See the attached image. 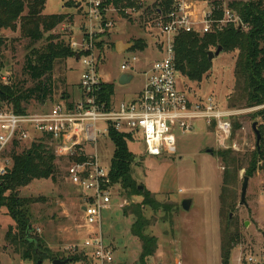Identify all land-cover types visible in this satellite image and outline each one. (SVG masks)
<instances>
[{"label": "rangeland", "instance_id": "1", "mask_svg": "<svg viewBox=\"0 0 264 264\" xmlns=\"http://www.w3.org/2000/svg\"><path fill=\"white\" fill-rule=\"evenodd\" d=\"M69 1H72L70 7L74 9V15H68L52 33L69 43L80 42L85 33L82 27L86 24L84 8L87 9L88 0H47L43 13L64 14L68 11L64 3ZM144 1L146 3L143 7L151 8L154 3V0ZM230 1L232 0L226 2ZM79 3H82V7L77 6ZM106 15L107 19L114 23L112 29L103 33L94 29L92 32V42L96 48L93 53L101 59L98 71L103 79L114 85V101H130L142 89V71L161 58L156 49L157 17L141 10L127 18L121 16V20H117L116 12L108 10ZM0 37L5 39L4 47L0 50L1 83L8 85L15 81L23 88L31 87L32 83L22 73L29 42L20 38L18 32L9 30H0ZM137 40L144 42L146 47L144 51L130 50L122 54L114 51L117 42L126 44ZM41 44L43 42L36 44L35 47ZM211 51L215 52V49ZM72 52L76 57L74 51ZM83 54L87 55L89 52ZM133 55L138 59L135 64L137 72L129 73L133 76L129 84L119 85L118 79L123 75L120 65ZM236 57L237 52H221L213 58L212 69L200 83H192L181 75L180 85L189 96H212L224 107L232 104L234 109H250L238 117L235 123L237 129L233 131L230 140V143L236 146V150H231L232 154L243 158L255 151L256 136L252 124L256 123L259 130V126L264 124V119L260 116L253 118V114L264 109H253L255 107H247L244 101L231 99L234 95ZM82 69L81 62L75 58L57 63L52 73L54 81L52 100L44 104L31 101L26 105V111L38 113L48 110L70 93L76 98L79 95L76 85ZM97 128L103 130L104 126L98 123ZM177 137L178 152L171 157H149L144 154L140 141L128 144L129 151L136 158L135 165L131 167L135 184L152 193L161 206H166L158 208L156 212L147 207L142 210L143 216L150 222L145 234L154 236L159 241L160 252L155 253L152 259L156 261L160 255H165L167 259L170 256L174 260L181 259L185 264H220L221 238L229 228L230 232H237L239 238L231 251L229 264H237L238 258L242 260L246 256L264 261L263 163H259L260 170H256L249 178L245 198L247 206H239L242 179L246 176L247 168V164H244L234 184V207L232 210L223 209L220 195L224 164L217 157V153L222 150L216 146L215 132L207 131L201 126L191 134L177 133ZM29 146L30 142L22 144L18 152ZM98 149L100 159L108 166L114 150L112 143L108 139H102L98 142ZM209 149L212 150V155L207 152ZM55 164L57 166L55 181L34 180L18 190L20 197L38 199L30 207L33 229L43 240L50 254L60 253L65 246L82 238L81 218L77 207L78 194L66 177L65 162L56 160ZM118 190L116 188V194ZM116 194L111 209L103 213L102 229L106 242L111 243L118 264H140V242L130 234V227L135 219L132 215L125 217L122 211L124 208L138 206L142 202V197L136 195L128 197L121 192ZM185 199L192 201L189 211L182 209L181 203ZM0 214L2 215L0 264H35L33 261L21 260L6 243L4 236L7 227L12 223L5 215V209H0ZM42 264L50 262L45 260Z\"/></svg>", "mask_w": 264, "mask_h": 264}, {"label": "built area", "instance_id": "2", "mask_svg": "<svg viewBox=\"0 0 264 264\" xmlns=\"http://www.w3.org/2000/svg\"><path fill=\"white\" fill-rule=\"evenodd\" d=\"M135 1L142 7L146 3ZM226 1L173 0L167 13L157 15L156 49L161 58L142 71L141 91L130 101L117 102L112 96L106 102L100 99L102 87L107 82L98 71L101 59L93 53L96 48L92 32L94 29L99 33L108 32L114 23L107 19L108 10H102L105 0H88L85 33L80 42L69 43L83 66L78 84L79 98L65 100L62 97L51 108L38 113L15 114L0 110V177L12 165L9 153L14 144L21 146L42 138L47 140L56 160L66 164V177L78 194L82 230V238L60 252L66 258H79L76 261L68 259L67 264H118L102 229L103 213L111 209L118 189L109 176L110 163L105 166L99 157L98 142L102 139L110 141L109 129L129 136L132 143L140 141L144 154L153 158L176 155L177 133L191 134L201 126L215 132L218 149L236 150L235 144L230 143L232 122L250 109L224 107L212 96H189L180 85L181 74L174 56L175 37L180 33L201 36L238 26V16L228 8ZM209 2L217 5L211 6ZM109 10L117 13L116 18L121 16L116 9ZM122 11L127 16L138 14L135 8ZM216 12L221 15L216 16ZM87 52L89 54H83ZM137 62L135 55L123 61L120 65L122 74L137 72ZM253 109H264V104ZM98 123L103 124V130L97 128ZM171 264H182V261L176 259ZM237 264H264V261L246 256L242 260L238 258Z\"/></svg>", "mask_w": 264, "mask_h": 264}, {"label": "trees", "instance_id": "3", "mask_svg": "<svg viewBox=\"0 0 264 264\" xmlns=\"http://www.w3.org/2000/svg\"><path fill=\"white\" fill-rule=\"evenodd\" d=\"M47 0H0V30L18 32L20 38L29 43L26 47V56L22 73L32 83L31 87L23 88L18 82L4 84L0 81V110L12 111L15 114H25L26 105L31 101L44 104L51 101L54 94L53 70L57 63L75 58L66 42L53 30L61 25L68 14L44 15V6ZM135 0H105L102 10L116 9L124 18L122 9L135 8L138 11L157 15L167 13L173 0H155L151 8L137 6ZM72 1L64 3L70 8ZM216 6V2H209ZM228 8L233 10L241 23L238 26H229L218 33L198 35L195 33H180L175 37L174 56L178 72L192 83H200L212 69V62L208 60L211 49L221 48L222 53L237 52L234 67V95L233 101H244L247 107H257L264 104V0H232ZM220 16V12L215 13ZM86 18V15H85ZM86 21V20H85ZM83 30V27H82ZM43 42L41 46L36 44ZM131 51H144V42L133 41ZM5 39L0 37V50L4 47ZM114 95V85L106 83L102 87L101 100L109 102ZM68 95L63 96L67 100ZM228 108H234L231 104ZM263 117L264 110L253 114ZM238 117L232 122V133L237 129L235 124ZM258 130V129H257ZM261 139L255 151L250 155L238 158L231 150L219 151L217 157L224 164L222 174V192L220 195L223 209L232 210L234 207V184L239 170L247 164L246 177H252L262 162L264 171V124L258 130ZM108 138L113 145V154L110 160L109 176L113 185L118 186V194L142 197L138 206L123 209L125 217L132 215L135 219L130 227V234L140 242V264H150L149 260L157 250V239L145 234L150 222L143 214L144 207L156 212L160 205L153 194L146 189L138 190L132 177L131 167L135 165V155L128 149L130 137L109 129ZM14 144L9 157L12 165L6 174L0 177V209H5V215L11 220L4 236L6 243L23 261L54 260L76 261L77 256L66 258L62 253L50 254L45 248L43 240L34 233L31 205L38 199L20 197L18 190L28 186L34 180L55 181L57 166L52 148L45 138L30 143L23 148ZM30 228V229H29ZM237 232L225 230L221 238V264H229L231 251L238 240ZM148 259V260H147Z\"/></svg>", "mask_w": 264, "mask_h": 264}, {"label": "water", "instance_id": "4", "mask_svg": "<svg viewBox=\"0 0 264 264\" xmlns=\"http://www.w3.org/2000/svg\"><path fill=\"white\" fill-rule=\"evenodd\" d=\"M241 27V23L238 22V30L240 29ZM134 47V43L130 42V43H126V44H123L122 42H117L114 46V51L117 53V54H122L124 52H127V51H130L132 48ZM222 52V49L219 47L215 50V52H209L208 53V60L209 61H212L214 57L218 56L220 53ZM76 59L78 60V56H76ZM132 75H129V74H123L119 77L118 79V84L119 85H127L131 82L132 80ZM252 130L256 136V145L258 146L259 145V142H260V139H261V136L257 130V124L256 123H253L252 124ZM207 152L209 154H213L212 150L209 149L207 150ZM260 170V168L258 169ZM248 181H249V178L248 177H243L242 179V184H241V189H240V196H239V206H244L246 207L247 204H246V192H247V187H248ZM142 187L141 186H138V190H141ZM191 204H192V201L189 200V199H185L182 201L181 203V206H182V209L184 211H189L190 208H191ZM231 217V215L229 216ZM30 229V228H29ZM68 263V260H54L52 261L51 264H67ZM36 264H41L40 261H37Z\"/></svg>", "mask_w": 264, "mask_h": 264}, {"label": "crops", "instance_id": "5", "mask_svg": "<svg viewBox=\"0 0 264 264\" xmlns=\"http://www.w3.org/2000/svg\"><path fill=\"white\" fill-rule=\"evenodd\" d=\"M74 1H76V0H74ZM77 6H81L82 7V3H79V4H77ZM84 8V7H83ZM85 8H84V14H85ZM44 14V13H43ZM64 14H68V15H74V9H72L71 7L70 8H68V11L67 12H65ZM45 15V14H44ZM122 19V17L121 16H119V18H117V20H121ZM104 81L105 82H107L108 83V81H106L105 79H104ZM78 84H79V81H78V83H77V85H76V89H77V91H78V96L76 97V98H74V96H72V93H70L69 95H68V97L69 98H71V99H73V100H76V99H78L79 98V96H80V92H79V89H78ZM115 201V200H114ZM1 218H2V215L0 214V221H1ZM8 225V224H7ZM1 222H0V229H1ZM157 239V238H156ZM157 252H160V248H159V241L157 240V250H156V253ZM173 258H171V256H170V258L169 259H167L166 257H165V255H160L159 256V258H158V260H156V261H161V262H164V263H166V264H171L172 262H173ZM181 260V259H180ZM156 261H154V259H152L151 260V263H154V262H156ZM182 261V260H181ZM182 263L183 264H185V262L184 261H182ZM220 264H221V259H220Z\"/></svg>", "mask_w": 264, "mask_h": 264}]
</instances>
